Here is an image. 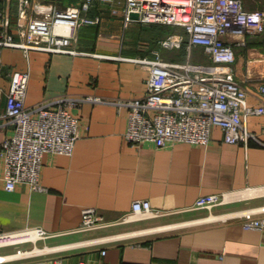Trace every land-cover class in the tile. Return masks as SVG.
<instances>
[{"label": "crops", "instance_id": "1", "mask_svg": "<svg viewBox=\"0 0 264 264\" xmlns=\"http://www.w3.org/2000/svg\"><path fill=\"white\" fill-rule=\"evenodd\" d=\"M31 1L33 16L52 7L88 3V14L98 21L80 28L72 44L79 53L2 49L0 143L13 132L1 114L16 71L29 73L27 106L62 96L76 101L70 111L79 119L80 136L71 154H44L43 189L27 182L6 189L0 159V232L43 228L55 234L41 238L44 243L74 244L72 250L29 264H47L54 257L62 264H264V228L243 225L248 217L262 214L263 143L226 142L219 126L207 144L157 147L151 142L133 144L124 136L129 107L122 102L143 96L150 75L140 59L159 55L169 61L210 63L204 47L190 48L181 26L127 20L124 0ZM0 9L10 16L8 32L18 38L19 0H0ZM175 34L183 36L179 44H164ZM225 38L236 49V76L250 91L248 104L261 105L257 88L264 82L263 37L230 31ZM247 120L264 142V113H252ZM210 193L223 194L224 202L211 209H189L200 195ZM135 199H149L167 213L120 221L132 212ZM90 206L113 223L75 231L82 210ZM31 242L21 246L31 248ZM12 251L13 246L0 247L1 254Z\"/></svg>", "mask_w": 264, "mask_h": 264}, {"label": "built area", "instance_id": "2", "mask_svg": "<svg viewBox=\"0 0 264 264\" xmlns=\"http://www.w3.org/2000/svg\"><path fill=\"white\" fill-rule=\"evenodd\" d=\"M31 7V0H19L16 24L18 38L8 32L10 16L0 9V71L3 47L79 53L72 44L77 40L80 28L98 21L88 14V3L83 6L72 4L64 8L52 7L34 16L31 15ZM123 11L127 20L185 28L189 47L203 46L212 60L210 63L189 60L176 62L159 55L141 58L140 61L149 67L150 72L146 92L141 97L122 102L129 107L124 133L129 142H151L157 147L177 142L207 144L212 139L213 128L219 126L226 142L247 145L251 139H255L264 144L249 128L247 120L252 113H264V82L257 88L262 104L249 105L250 91L236 76V49L225 38L230 31H242L261 35L264 39V10L248 9L243 0H124ZM133 12L138 13L139 17L133 18ZM182 39V35L175 34L167 38L164 44L173 46ZM28 81L29 73L26 71L12 74L7 107L1 114L4 122L13 126V132L0 143L2 181L8 190L15 189L20 182H27L35 189H43L41 174L44 154H71L80 136L79 119L70 111V106L76 101L62 96L54 101L27 106ZM224 200L223 194H202L189 209H211ZM258 211L262 214L244 221L246 229L264 228V205ZM165 213L154 208L149 199H135L132 212L125 214L120 221H130L136 215L156 217ZM112 223L90 206L82 210V222L75 231L100 228ZM33 232L37 237L25 236H35ZM53 235L43 228L20 234L0 232V247ZM0 255H3L0 256V264L10 261V264H29L16 263L24 256L20 252ZM46 263L62 264L63 260L54 257Z\"/></svg>", "mask_w": 264, "mask_h": 264}, {"label": "rangeland", "instance_id": "3", "mask_svg": "<svg viewBox=\"0 0 264 264\" xmlns=\"http://www.w3.org/2000/svg\"><path fill=\"white\" fill-rule=\"evenodd\" d=\"M243 1L245 2L246 7L248 9L264 10V0H243ZM203 209H207V208H203ZM146 219H149V218H146ZM33 237L34 235L32 236V238ZM31 243L33 244L31 248H25V246H21L24 243H14V244L9 245V246L14 247V251L10 252L9 254H16L20 252L21 255H24L23 258L17 260L16 263H21V262L29 263L32 260H36L40 258L45 259V258L51 257L52 255L56 254L59 251H67V250H72L74 248L73 247L74 244H64V245L48 244V243H44L42 239H38L37 241H33ZM35 249H38L40 251L34 252ZM26 251H29V252H26ZM10 262L7 264H10Z\"/></svg>", "mask_w": 264, "mask_h": 264}, {"label": "water", "instance_id": "4", "mask_svg": "<svg viewBox=\"0 0 264 264\" xmlns=\"http://www.w3.org/2000/svg\"><path fill=\"white\" fill-rule=\"evenodd\" d=\"M132 17H133V18H138V17H139V15H138V13H136V12H133V13H132Z\"/></svg>", "mask_w": 264, "mask_h": 264}, {"label": "bare ground", "instance_id": "5", "mask_svg": "<svg viewBox=\"0 0 264 264\" xmlns=\"http://www.w3.org/2000/svg\"><path fill=\"white\" fill-rule=\"evenodd\" d=\"M25 236H27V237H29V238H32V234H28V235H25ZM0 256H3V255H0Z\"/></svg>", "mask_w": 264, "mask_h": 264}]
</instances>
